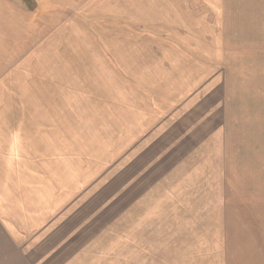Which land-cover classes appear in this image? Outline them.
I'll use <instances>...</instances> for the list:
<instances>
[{"label": "rangeland", "instance_id": "rangeland-1", "mask_svg": "<svg viewBox=\"0 0 264 264\" xmlns=\"http://www.w3.org/2000/svg\"><path fill=\"white\" fill-rule=\"evenodd\" d=\"M0 264H264V0H0Z\"/></svg>", "mask_w": 264, "mask_h": 264}]
</instances>
